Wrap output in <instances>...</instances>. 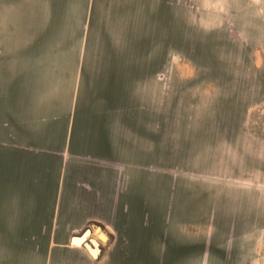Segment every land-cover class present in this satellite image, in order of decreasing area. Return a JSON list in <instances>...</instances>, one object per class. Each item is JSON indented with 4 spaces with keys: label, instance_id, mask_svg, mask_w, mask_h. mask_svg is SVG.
<instances>
[{
    "label": "rangeland",
    "instance_id": "obj_1",
    "mask_svg": "<svg viewBox=\"0 0 264 264\" xmlns=\"http://www.w3.org/2000/svg\"><path fill=\"white\" fill-rule=\"evenodd\" d=\"M27 4L0 0L4 87L17 50L81 45L31 30ZM142 37L107 60L132 64L134 108L144 104L150 127L159 115V135L108 233L107 264H264V0H148Z\"/></svg>",
    "mask_w": 264,
    "mask_h": 264
},
{
    "label": "crops",
    "instance_id": "obj_2",
    "mask_svg": "<svg viewBox=\"0 0 264 264\" xmlns=\"http://www.w3.org/2000/svg\"><path fill=\"white\" fill-rule=\"evenodd\" d=\"M27 5L31 30L38 22L82 41L17 50L11 84H0V264H107L108 233L125 219L134 174L146 180L150 133L159 135V115L150 127L144 104L134 108L132 64L107 56L134 54L127 43L143 39L148 0ZM86 231L95 238L76 244Z\"/></svg>",
    "mask_w": 264,
    "mask_h": 264
},
{
    "label": "water",
    "instance_id": "obj_3",
    "mask_svg": "<svg viewBox=\"0 0 264 264\" xmlns=\"http://www.w3.org/2000/svg\"><path fill=\"white\" fill-rule=\"evenodd\" d=\"M81 237L74 238V240L80 239ZM104 238V237H103ZM90 251L97 255L100 251L99 242L96 239H91L89 242H85Z\"/></svg>",
    "mask_w": 264,
    "mask_h": 264
},
{
    "label": "bare ground",
    "instance_id": "obj_4",
    "mask_svg": "<svg viewBox=\"0 0 264 264\" xmlns=\"http://www.w3.org/2000/svg\"><path fill=\"white\" fill-rule=\"evenodd\" d=\"M82 238V237H81Z\"/></svg>",
    "mask_w": 264,
    "mask_h": 264
}]
</instances>
